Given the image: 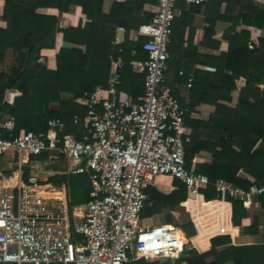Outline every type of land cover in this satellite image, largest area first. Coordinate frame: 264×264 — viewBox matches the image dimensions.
I'll return each instance as SVG.
<instances>
[{
    "label": "trees",
    "instance_id": "obj_1",
    "mask_svg": "<svg viewBox=\"0 0 264 264\" xmlns=\"http://www.w3.org/2000/svg\"><path fill=\"white\" fill-rule=\"evenodd\" d=\"M154 1L116 2L110 13L105 14L103 0H3L2 20L6 27L0 28V63H4L8 52L12 60L6 70L0 71V120L13 117L16 134L20 129L45 130L48 119L57 117L65 131L79 136L81 128L73 123V117L83 115L84 107L75 99L98 86H108L110 55L119 54L111 44L114 38L123 40L120 54L126 62L133 48L137 49L138 58L146 57L141 45L147 36L140 34L137 41H130L127 35L131 29L137 30L151 19L152 15L143 10V5ZM263 1L216 0L213 5L218 15H213L210 21L213 23L217 17L230 21L221 36L227 42V50L211 56L213 72H195L196 87L194 85L192 90L197 88L201 93L198 104L186 105L178 99L182 106L188 107L185 122L191 128V139L185 144L184 153L188 165L191 156L200 150L211 154L209 162L196 163L194 167L208 178L207 184L198 186L206 201L221 198L214 186L217 180L243 189L264 182V88L259 86L264 85V34L258 35L251 46L248 44L252 28L264 31ZM204 6L210 7L209 4ZM44 7L56 8L61 15L68 16L71 22L61 30L63 39L83 46L61 47L56 54L55 70L39 61L41 49L54 47L58 25V16L38 12ZM210 11L205 10L206 18H210ZM118 26H123V32L117 30ZM174 29L172 23L168 52L176 38ZM213 34V26H208L205 36L210 39ZM213 42L216 46L220 43ZM144 79V74L135 73L126 65L120 70L118 90L135 99L144 90ZM233 90L238 91L236 102L232 101ZM11 91L19 94L9 102ZM199 105L208 106L205 107L206 120L200 118ZM47 155L42 152L30 156L23 166V178H27L32 162L54 167V163L47 161ZM14 168H4L3 172L9 175ZM48 180L70 186L71 206L90 198L92 187L87 173H54ZM172 185L173 189L167 193L150 185L140 217L160 216L161 222L173 223L186 237H191L195 227L180 211L181 203L187 198V188L178 178L172 179ZM225 200L231 203L232 224L240 226L239 236H215L211 239V249L205 252L186 244L177 257L139 259L126 264H264V227H260L256 219L242 226L241 220L247 214L242 201L230 196H225ZM254 200L264 210V193ZM174 212L178 214L176 221Z\"/></svg>",
    "mask_w": 264,
    "mask_h": 264
},
{
    "label": "built area",
    "instance_id": "obj_2",
    "mask_svg": "<svg viewBox=\"0 0 264 264\" xmlns=\"http://www.w3.org/2000/svg\"><path fill=\"white\" fill-rule=\"evenodd\" d=\"M157 1L155 14L138 28L147 36L141 45L146 57L138 58L132 49L126 62L120 54L122 39L114 38L111 44L119 54L110 56L108 86L75 99L84 107L83 115L73 117L81 128L79 136L65 131L57 117L48 119L45 130L20 129L16 134L13 117L0 122V157L10 154L17 173L16 182L8 183L0 164V264H126L182 252L187 241L181 229L167 222L145 226L140 217L146 189L157 178L180 179L186 199L202 195L198 186L209 182L194 169L198 156H191L190 165L185 158L191 139L185 122L188 107L164 84L177 0ZM126 65L145 76L144 90L135 99L118 90ZM42 152H47L48 162L66 164L50 174L89 175L87 202L71 206L68 184L49 181L38 162L30 164L23 178L30 156ZM214 186L221 199L237 198L245 207L264 193V182L243 189L217 180Z\"/></svg>",
    "mask_w": 264,
    "mask_h": 264
},
{
    "label": "crops",
    "instance_id": "obj_3",
    "mask_svg": "<svg viewBox=\"0 0 264 264\" xmlns=\"http://www.w3.org/2000/svg\"><path fill=\"white\" fill-rule=\"evenodd\" d=\"M124 0H103L102 2V12L105 14H109L112 6L116 2H123ZM209 4L210 7L206 8L204 5ZM158 1L145 3L143 5V10L145 12L150 13L152 16L155 14L157 10ZM216 3V0H204L203 3L200 4H190L183 0H177L175 3V11L176 15L173 20V26H175L174 34L176 36L175 41L171 43L170 51H169V59H168V69L165 73L164 82L167 86H169L174 93L175 97L179 99L181 102L186 105H197L200 99V91L194 87V74L196 71H211L207 69V66L214 67L210 61L211 56H216L221 51L227 50V42L221 39L223 31L230 26V21L228 19H222L221 17H217L215 21L212 23L210 20L212 16L218 15V10L214 7L213 4ZM264 7V1L261 4ZM76 11V9H73ZM205 10L210 11V18H206ZM72 12L75 13V12ZM2 12H3V0H0V28L3 29L6 26L5 21L2 20ZM38 12L44 14H51L58 16V25L55 34V44L52 48H43L40 51V62L45 64V66L50 70L56 69V54L58 53L61 47H80L83 48L82 45H76L71 42H66L63 39L62 29H65L69 26L71 20L66 15H61L56 8L53 7H44L39 8ZM85 19L83 18L82 21ZM208 26H213L214 34L209 39L205 36V29ZM117 30L123 32V26H118ZM260 34H264V31L252 28L251 29V37L258 36ZM140 33L137 30L131 29L128 32L127 38L130 41H137L140 37ZM250 37V39H251ZM121 38V37H120ZM218 40L220 41L219 45L213 42ZM123 42V40H122ZM135 49V48H133ZM132 50V49H131ZM111 56V55H110ZM11 53H7L4 57V63H0V71L6 70L7 64L11 62ZM215 68V67H214ZM111 73V70H110ZM189 78H192L191 86L188 85ZM242 83V82H240ZM260 88H264V85L260 84ZM196 87V85H195ZM122 93L128 94L119 90ZM19 92L11 91L9 93V102H12L15 95H18ZM129 95V94H128ZM232 101L236 102L238 98V91L233 90L231 92ZM79 104V103H78ZM54 109L57 108L56 105H52ZM205 107H201L199 105L198 109H200V118L202 120H206L208 117V112L205 110ZM204 108V109H203ZM6 119L0 120V122L5 121ZM191 130V128L189 127ZM74 133V132H72ZM194 155L198 156L199 161L197 163H205L209 162L211 158L210 152L206 150H200ZM13 160L10 154H6L3 157H0V164L2 169L4 168H12L10 165ZM63 162V163H60ZM40 163V162H38ZM43 164V163H40ZM63 164V166H62ZM44 165V164H43ZM66 164L63 160L58 162H54V167H47L44 165L42 167V174L44 176L47 172L52 171H62L65 169ZM15 167V166H14ZM63 167V168H62ZM50 173H47V177L49 179ZM54 174V173H53ZM4 175L8 179V183H15L17 179V173L15 170L11 171L9 175L4 172ZM161 177L157 178L154 186L157 187L162 192H169L173 189L172 178H170V185L161 184ZM187 204L190 202H194L193 204H197L201 208H204L208 205H216L215 208H212L213 213L211 216L207 217L206 214H201L195 216L192 219V224L195 227V234L191 237H185L187 241V247L194 248L198 252H205L211 249V239L218 235H229L231 237L239 236L240 226H234L231 222V203L223 200V199H212L206 201L202 195H198L196 197H190L186 199ZM219 204V205H217ZM81 205V204H79ZM77 205V206H79ZM74 206V205H73ZM247 214L241 220L242 226H247L253 223L254 219L257 220L258 225L260 227H264V210L261 208L260 203L258 201H253L248 207H245ZM207 210V209H206ZM201 210H198L200 212ZM208 214V213H207ZM150 217H145L144 220L149 219ZM205 220H208L205 222ZM182 231V230H181ZM183 232V231H182ZM184 234V233H183Z\"/></svg>",
    "mask_w": 264,
    "mask_h": 264
},
{
    "label": "rangeland",
    "instance_id": "obj_4",
    "mask_svg": "<svg viewBox=\"0 0 264 264\" xmlns=\"http://www.w3.org/2000/svg\"><path fill=\"white\" fill-rule=\"evenodd\" d=\"M8 65H9V63L7 64V66ZM10 166L14 167L13 164H11ZM47 173H49V172H47ZM47 173H45L44 176H47ZM160 179H161V184H163V185H170V183H171L170 178L167 176H162ZM74 194H75V196H77L76 192H74ZM193 203L194 202H190L189 204H187V202L185 201V202L181 203V207H180V211L182 212L184 217H186V219H189L190 221H192V219L195 218V216H197V215L199 216L201 214H206L207 217L211 216L213 214V213H211V212H213V210H211V209L216 207V205H208V206H205L204 208H201L197 204L195 205ZM81 204H84V203H81ZM217 205H219V204H217ZM74 206L77 207L76 204ZM198 210H201V211L198 212ZM173 219H174V221L178 220L177 212L173 213ZM206 221H208V220H205V222ZM158 222H161L160 216H151L149 219H146L145 221L143 220V222H141V223H143V225H145V226H149V225H152V224H155Z\"/></svg>",
    "mask_w": 264,
    "mask_h": 264
}]
</instances>
